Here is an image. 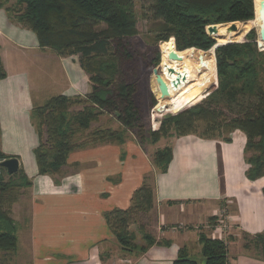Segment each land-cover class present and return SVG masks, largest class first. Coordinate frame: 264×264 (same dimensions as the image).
I'll use <instances>...</instances> for the list:
<instances>
[{
	"label": "trees",
	"instance_id": "obj_1",
	"mask_svg": "<svg viewBox=\"0 0 264 264\" xmlns=\"http://www.w3.org/2000/svg\"><path fill=\"white\" fill-rule=\"evenodd\" d=\"M260 4L261 0H257L258 8ZM0 7H5L11 21L36 34L42 50H52L60 57L78 55L80 66L92 85L84 99L60 95L34 110L40 138L34 153L40 175L50 176L60 184L62 169L73 151L109 144L122 146L130 134L141 144L149 140L156 145L162 139L190 135L229 143L231 135L241 131L247 138L245 160L250 165L247 177L252 181L264 177V51L258 48L259 35L252 30L244 42L236 43H220L221 37L218 36L221 32L233 30V23L237 27L248 22L241 29L252 23L256 25L255 0H152L150 12L156 45L174 39L177 53L190 51L175 55L168 63L164 58L161 65L162 53L158 48L149 68L154 70L160 65L162 68L166 63L167 83L173 84L174 80L181 78L176 87L190 94L192 99H177L170 95L169 102H164L159 89L158 100L165 107L181 102L161 115L155 110L158 101L154 98L151 110L156 125L157 118L164 117L159 128L150 131H146L145 119L136 104L138 84L129 81L128 77L131 64L140 58L148 59V55H142L136 45L139 32L133 0H3ZM258 24H261L259 14ZM213 25H219L215 35L217 40L207 33V28ZM218 42L224 45L215 49L208 64L202 53L192 50L209 52ZM171 44H167L168 51ZM213 63L216 67L207 72L208 65ZM169 68L176 70L175 75L169 73ZM6 77L0 57V80ZM216 80L218 85L204 96L209 85ZM193 104L196 105L183 110ZM75 106L82 109L70 113ZM167 113L172 114L165 115ZM106 114L116 118L118 129L98 127L87 132L92 123ZM44 135L47 136L45 141ZM172 155L171 146L156 153L153 165L158 172L167 170ZM8 159L12 158L0 152V160ZM1 170L0 250L11 252L17 247L11 210L22 191L30 188L31 181L21 168L14 175H9L3 168ZM149 177L134 193L128 210L114 209L104 215L124 253L138 250L139 256L152 246L170 244L158 240L140 224L144 245H139L136 232L131 231L133 225L139 224L138 218L142 214L156 208L154 179L150 182ZM216 220L212 217L210 221ZM243 240L244 251L264 259V233L256 237L245 235ZM201 242L205 264H229L227 242L206 234H202ZM174 264L198 263L183 249Z\"/></svg>",
	"mask_w": 264,
	"mask_h": 264
},
{
	"label": "crops",
	"instance_id": "obj_2",
	"mask_svg": "<svg viewBox=\"0 0 264 264\" xmlns=\"http://www.w3.org/2000/svg\"><path fill=\"white\" fill-rule=\"evenodd\" d=\"M31 47L37 57L51 55L60 61L66 86L56 96L72 98L91 91L84 71H77L68 58L42 50L35 33L11 21L0 7V57L7 74L0 80V152L17 158L31 181L11 210L17 247L0 250V264H119L117 259L102 260L104 250L117 243L104 215L128 210L155 167L131 134L122 146L73 151L60 184L40 175L34 153L40 138L33 112L56 96L33 86L37 74L21 65L20 55ZM231 138L229 143L191 135L174 140L167 170L154 179L157 239L170 244L152 246L135 264H174L183 249L190 259L205 264L201 236L210 234L206 226L221 211L228 212L233 226L226 233L229 264H264V259L243 250V236L264 233V177L248 179L247 138L241 131Z\"/></svg>",
	"mask_w": 264,
	"mask_h": 264
},
{
	"label": "rangeland",
	"instance_id": "obj_3",
	"mask_svg": "<svg viewBox=\"0 0 264 264\" xmlns=\"http://www.w3.org/2000/svg\"><path fill=\"white\" fill-rule=\"evenodd\" d=\"M133 1H134V6H135V12H136V15L138 18L137 28H138V32H139V37H138V40L136 42V45H137V48L140 50L142 55H148V59L143 60L140 58V59L136 60V63L131 64L130 70L128 72V77H129V81L138 84V92L135 95L136 104L140 108V110L142 112V116L145 119L146 131H150V130H155V128H159V123L164 116L157 118L156 122L158 124L156 125L155 116H154L155 114H154V111L151 110V107H152L154 98L158 101V103L161 104V102L158 100L159 83H157V75L155 73V69L150 70V68H149V62H150V60H152L155 57V54H156L158 48L162 53L161 65L164 62V58H165L166 63H168L169 61H171L173 59L172 57H174L175 55L183 54V53H186L190 50L185 51L183 53H177L176 49H172V50L169 49V51H168V45L167 44H169L170 42L162 43V44L157 46L155 41H154V34L152 32L153 25H154L153 21H152V15L150 12V4H151L152 0H133ZM258 9L259 8L256 9L257 12H258ZM249 22H252V21H249ZM246 23H248V22H245L243 24H246ZM243 24L237 26L236 30H230L229 33H227V32L226 33H223V32L219 33L218 36L221 37L220 43H223L226 41H232L233 43L234 42H244L246 39L245 37L252 30H255L258 34V27L255 25V23H252L247 28L241 29V26ZM173 40L174 39H172V41ZM258 40H259V37H258ZM39 47H40V45H39ZM32 49L33 48L31 47V51H26V52L24 51L23 52L24 56L20 55L19 60H20L21 65L25 69H27V71L31 72V74L33 76H34V74H37L38 79L35 82H33V84H32L33 86L40 87V89H43V91L46 94H52V95L56 96L58 89L62 88V86H64V87L66 86L65 74L63 73V71L61 69L60 61H58L56 59L55 60L51 59V55H49V57H47L45 59L37 57L35 55V52L32 51ZM192 50H194L197 54L202 53L201 55L207 61V64L211 61L212 56H214L212 54L213 50H211L210 52H201V51H198L195 49H192ZM260 50L264 51V48L260 49ZM206 53L207 54L210 53V54L207 55ZM37 54H39V53H37ZM50 54H53V53H50ZM204 54H206V55H204ZM63 58H68L69 61L72 63V65H74V67L76 68L77 71H79V70H80L79 72L83 71V69L80 66V57L78 55L70 56V57H63ZM7 61H8L7 63H9V60H7ZM166 63L162 68H160V66H161L160 65L156 69L158 70V75H160L164 79V81L167 83L168 79H167L166 70H165L166 69ZM215 67L216 66L214 63L209 64L207 72L212 71L213 68H215ZM86 76H87V78H89V76L87 74H86ZM182 77H184L183 74H182ZM68 84H69V80H68ZM167 85L170 86L169 87V89H170L169 94L172 97L177 98V99H179V98L192 99V96L190 94L182 92L173 84L167 83ZM217 85H218V82L216 80L215 83H212L211 85H209V87L207 88L206 92L203 95L206 96ZM91 88H92V85H91ZM66 89L69 90L68 86L65 88V90ZM202 96L200 98H202ZM85 97H86V95L81 94V95H77V96L72 97V98L73 99H78V98L84 99ZM200 98H198V99H200ZM198 99H196V100H198ZM178 102H181V101H178ZM178 102H176V103H178ZM182 102H185V101H182ZM176 103H174L170 107H166V111H168L170 108H172ZM196 104L186 106L183 110H185L189 107H192ZM81 109H82V107L75 106L71 109L70 113H73V114L77 113ZM178 113H176V114H178ZM168 114H172V113H167L165 115H168ZM98 127H101V128L111 127L113 129H118L119 124L113 115L106 114V115L102 116L98 122L92 123L91 128L87 132H92L94 129H96ZM130 136H131V134H130ZM191 136H196V135H191ZM134 137H135L136 142L140 143L139 145L143 149L142 150L143 154L150 160L151 163H153V158L155 157L156 153L159 150H161V149H159L158 146L168 144L173 149L174 140L177 139L176 137L166 138V139H162L158 143L159 145L158 144L153 145V144H151V142H149V140H147L146 143L141 144L140 140L137 139L136 136H134ZM196 137H198V136H196ZM46 138H47V136L44 135V141ZM198 138H201V137H198ZM128 139H130V138H128ZM157 174H158V170L155 168V173L153 172L150 174L149 181L151 182L152 178L155 179ZM158 215H159V210L155 208L151 212H148V213L146 212L145 214H142L138 218L139 224L133 225L131 227V231H134L137 234V239H136L137 244L144 245V243L141 239V234L139 232V225L140 224L142 226H144V229L147 232L151 233L154 237L157 238V234L159 233L158 223H157ZM210 222L211 221L209 220V223ZM162 244H164V243H162ZM103 256H104L105 261H110V260L116 261V259H117L118 260L117 262H119V264H135V259H137V256H138V250H135L131 253H129V252L124 253L120 249L118 243H116V245L112 244L108 250H104Z\"/></svg>",
	"mask_w": 264,
	"mask_h": 264
},
{
	"label": "water",
	"instance_id": "obj_4",
	"mask_svg": "<svg viewBox=\"0 0 264 264\" xmlns=\"http://www.w3.org/2000/svg\"><path fill=\"white\" fill-rule=\"evenodd\" d=\"M258 14H259L260 22H261V24L259 26V30H258V34H259L258 48L259 49H263L264 48V0H261L260 8L258 10ZM256 15H257V10H256ZM232 25H233L232 29L236 30L237 27L235 26V23H233ZM218 26L219 25L209 26L207 28V33L210 36L215 37V35L218 34ZM169 42L172 43L171 46H170V49L171 50L172 49H176L175 41L173 40V42H172V40H170ZM231 43H233V42H231ZM234 43H236V42H234ZM225 44H227V43H225ZM221 45H224V44H220L218 42V44L212 49L213 52L215 53V49L218 46H221ZM177 60H180V59L177 58ZM155 73L157 75V83H159V89H160V92H161V98H162L163 101H166L169 98V96H170L168 85L164 81V79L160 75H158V70L157 69H155ZM169 73L173 76V75H175L176 70L173 69V68H169ZM182 79H184V78L182 77ZM180 83H181V78H177L176 80H174L173 85L174 86H178V84H180ZM155 110L159 114L162 115L166 111V107H165L164 104H159L158 103V105L155 108ZM0 167L5 169L9 175H14V174L18 173L19 170H20V162H19V160L17 158H12V159H8V160H4L0 164Z\"/></svg>",
	"mask_w": 264,
	"mask_h": 264
},
{
	"label": "built area",
	"instance_id": "obj_5",
	"mask_svg": "<svg viewBox=\"0 0 264 264\" xmlns=\"http://www.w3.org/2000/svg\"><path fill=\"white\" fill-rule=\"evenodd\" d=\"M2 162L3 161L0 160V164ZM1 169L2 167H0V176L2 175ZM227 214L225 211H221L219 214L216 215L217 220L215 221L214 225L208 223L206 229H209V235L211 238L227 242L226 233L233 227L230 222L229 214Z\"/></svg>",
	"mask_w": 264,
	"mask_h": 264
},
{
	"label": "bare ground",
	"instance_id": "obj_6",
	"mask_svg": "<svg viewBox=\"0 0 264 264\" xmlns=\"http://www.w3.org/2000/svg\"><path fill=\"white\" fill-rule=\"evenodd\" d=\"M255 5H256V9L258 8V5H257V1L255 0ZM256 26L258 27V30H259V24H258V12H257V15H256ZM164 102H169V98L164 101Z\"/></svg>",
	"mask_w": 264,
	"mask_h": 264
}]
</instances>
